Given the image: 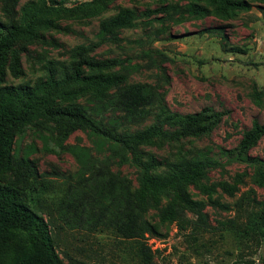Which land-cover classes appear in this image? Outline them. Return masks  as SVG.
Masks as SVG:
<instances>
[{
	"label": "rangeland",
	"instance_id": "rangeland-1",
	"mask_svg": "<svg viewBox=\"0 0 264 264\" xmlns=\"http://www.w3.org/2000/svg\"><path fill=\"white\" fill-rule=\"evenodd\" d=\"M237 1L248 8L222 13L206 0H116L96 18L59 21L54 28L39 32L35 40L18 43L14 51L19 74L12 71L15 62L11 58L0 86L22 88L49 77L61 78L83 58L115 60L120 65L104 74L123 75L127 85L158 89L160 99L144 122L131 124L122 113H104L101 125L108 132L128 137L153 125L173 131L178 125L166 123L167 115L203 110L223 115L200 136L156 139L150 145L130 148L87 130L75 131L59 148L55 127L38 124L14 143L15 159L28 162L29 167L19 173L0 172V185L19 189L24 204L38 208L50 222L57 214L52 208L70 186L105 174L113 182H126L135 192L145 164L154 162L152 175L162 178L201 160L209 164L202 181L209 191L186 188L192 200L204 204L201 213L181 212L193 222L186 231L163 221L159 209L142 210L141 219L149 229L139 241L150 249L151 264H236L240 258L241 263H258L264 245L249 249L253 244L243 231L222 226L243 220L241 205L250 204L249 209L254 210L251 200L264 203V186L255 183L257 168L238 160L234 153L254 123L264 124V0ZM195 2L207 13H190L188 6ZM32 3L42 0H0V32L24 26ZM165 7L169 13L161 10ZM125 9L134 12L133 25L117 30L116 39L102 38L103 22ZM103 102L89 94L73 105L93 108ZM112 119L120 126L115 128ZM249 155L264 161V137ZM238 174L242 175L238 192L232 196L223 192L219 183H233ZM169 203V198L164 199L161 208ZM55 224L50 227L51 235L64 264H142L137 249L131 247L133 242L124 237L109 231H70L57 219ZM16 245L10 243L7 251ZM8 263L5 253L0 264Z\"/></svg>",
	"mask_w": 264,
	"mask_h": 264
},
{
	"label": "trees",
	"instance_id": "trees-1",
	"mask_svg": "<svg viewBox=\"0 0 264 264\" xmlns=\"http://www.w3.org/2000/svg\"><path fill=\"white\" fill-rule=\"evenodd\" d=\"M116 0H42L31 4L26 12L27 20L22 27L11 26L0 32V80L9 60L15 65L12 71L19 74L15 47L20 42H30L38 38L39 32L54 28L59 21H83L96 18L106 12ZM198 1V0H197ZM216 6L218 12L244 10L248 7L237 0H206ZM169 13V7L161 9ZM192 14L203 15L207 9L197 4L188 6ZM135 14L125 9L102 24L100 36L116 39V31L131 27ZM115 60L87 61L77 60L72 71L61 78L49 77L33 86L15 88L0 86V172L19 173L29 167L28 162L16 160L14 143L16 138L38 125H53L56 130L55 141L62 148L69 137L77 130H87L98 136L113 141L124 148L150 145L156 139L180 140L191 136H200L211 130L222 118V113L203 110L196 114L167 115L165 122L178 125L169 131L163 126L153 125L144 131L123 137L114 131H106L102 125L104 113H122L128 123L146 121L151 115V108L160 99L158 89L150 85H127L126 77L119 74L106 75L103 72L119 66ZM88 71L92 73L88 74ZM116 91L110 96V92ZM104 99L93 108L74 106V102L87 95ZM93 116H100L99 120ZM112 125L120 126L117 119ZM264 137V124L254 123L234 149L236 158L256 167L255 183L264 186V161L249 155V150ZM154 162L143 165L139 186L131 192L126 182H113L105 174L92 177L76 186H70L52 210L56 217L48 222L38 208L25 205L20 190L16 187L0 185V259L8 253V264H64L58 256L51 235V226L55 220L62 221L70 231L83 230L88 233L109 231L133 243L142 264H151L150 249L139 241L149 229L141 219L142 210L153 207L161 211L163 221L177 224L180 231H186L193 222L183 218V210L201 213L204 204L192 200L186 188L188 186L209 189L202 185L207 175L209 164L195 161L185 168H176L168 175L158 178L152 175ZM242 175L238 174L233 183L220 182L219 187L228 195L239 190ZM170 199L167 207L161 208L162 201ZM257 209L241 205V222L229 221L223 227L243 231L252 242L249 249H258L264 245V203L251 200ZM253 207V206H252ZM203 219L201 218V221ZM204 224V222L202 221ZM62 227V226H61ZM16 242L15 248L7 251L10 243ZM135 249V250H136ZM236 264H264V255L258 263L243 261Z\"/></svg>",
	"mask_w": 264,
	"mask_h": 264
}]
</instances>
